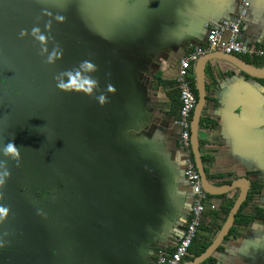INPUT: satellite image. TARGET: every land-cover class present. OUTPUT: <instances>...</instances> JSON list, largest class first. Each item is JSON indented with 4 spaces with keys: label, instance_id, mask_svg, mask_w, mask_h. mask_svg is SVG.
<instances>
[{
    "label": "crops",
    "instance_id": "crops-1",
    "mask_svg": "<svg viewBox=\"0 0 264 264\" xmlns=\"http://www.w3.org/2000/svg\"><path fill=\"white\" fill-rule=\"evenodd\" d=\"M51 1L22 16L24 0H0V81L15 92L14 128L0 134V264H153L184 234L193 200L174 123L179 59L206 46V25L236 20L242 0ZM245 1L238 40L263 47L264 0ZM77 76L96 81L91 94L58 86ZM189 79L195 91V63ZM205 89L207 208L182 264L215 239L241 181L246 199L210 264H264V80L216 59ZM10 142L18 158L5 155Z\"/></svg>",
    "mask_w": 264,
    "mask_h": 264
},
{
    "label": "built area",
    "instance_id": "built-area-1",
    "mask_svg": "<svg viewBox=\"0 0 264 264\" xmlns=\"http://www.w3.org/2000/svg\"><path fill=\"white\" fill-rule=\"evenodd\" d=\"M242 8L239 17L233 22L219 21L206 25L208 30L206 46L196 47L187 55L181 57L176 72V84L179 92V110L175 125L180 129L179 147L185 155V168L183 176L192 192L193 200L189 221L185 232L178 239L171 251L158 249L153 264H182L188 255L192 242L196 238L201 225L203 214L207 208V196L202 189L201 179L193 162L190 143V124L195 108L196 96L189 79V70L198 59L211 52H220L248 58H264V46L257 48L249 46L238 40L240 25L246 15L247 1H241ZM214 209V206H210Z\"/></svg>",
    "mask_w": 264,
    "mask_h": 264
},
{
    "label": "water",
    "instance_id": "water-1",
    "mask_svg": "<svg viewBox=\"0 0 264 264\" xmlns=\"http://www.w3.org/2000/svg\"><path fill=\"white\" fill-rule=\"evenodd\" d=\"M25 3L20 4L19 9L22 10V16L30 15L31 7H35L36 0H24ZM38 3L42 7L48 6H59V3L53 2L51 0H38ZM56 12V11H55ZM45 17V16H43ZM38 18H41L40 15ZM220 59L226 61L237 68L243 74L253 78V79H262L264 80V68H258L251 64H248L243 58L235 55H227L220 52L211 53L209 55H205L202 58L198 59L195 63V81H196V91H197V101L195 103V108L192 114L191 124H190V143H191V151L193 158L196 164V170L200 176V179H203L202 182L205 185L206 178L204 174V170L202 167L201 159L199 156L198 149V140H197V127L199 122V116L202 111L203 103L205 101V66L206 63L211 60ZM14 90L6 83H2L0 81V110L3 109L5 111L4 116L11 118L9 122L6 119V124L3 121H0V125L3 127L5 132L11 131L14 128L13 120L9 109L11 108L12 101L10 97L14 95ZM8 106V107H7ZM4 119V118H3ZM2 120V119H1ZM3 134V131L1 132ZM2 141V139H1ZM1 147V146H0ZM2 159V154H1ZM3 160V159H2ZM0 160V170L3 165V161ZM233 187V185L228 186V188ZM234 187H238L240 189L239 196L234 202L232 208L230 209L228 216L222 225L220 231L215 235V239L211 242V244L205 249V251L200 254L198 257L194 258L188 264H201L206 259H208L213 252L219 247V245L224 241L226 236L229 234L230 229L234 223V219L236 214L238 213L240 207L243 205L244 200L247 196V184L245 181H241L239 183H235ZM205 188V186H203ZM228 191V190H227ZM210 194L211 192L208 191ZM217 194V193H216Z\"/></svg>",
    "mask_w": 264,
    "mask_h": 264
},
{
    "label": "clouds",
    "instance_id": "clouds-1",
    "mask_svg": "<svg viewBox=\"0 0 264 264\" xmlns=\"http://www.w3.org/2000/svg\"><path fill=\"white\" fill-rule=\"evenodd\" d=\"M60 19L63 20V17H60ZM32 31H33V36L37 40H39L40 42H44L46 40V37L40 32V30L38 28H34ZM20 35H21V37H23L26 35V32L24 30H21ZM49 59L51 60L52 58L50 57ZM85 64H86V67L90 70L94 68V65L91 62L86 61ZM78 78H80V77L77 76V78L72 79L70 84L61 81L58 84V86L62 89L66 88V87L78 88V89H82L85 92L91 94L92 89L96 86V81L88 80V81H85L84 84H78ZM110 90L115 91L114 88H110ZM104 101H105V98L103 96H101L100 102L104 103ZM5 155H9V156H12L14 158L19 157V150H18L17 146L15 145V143L10 142L6 145ZM2 183H3V179L0 178V184H2ZM7 214H8V209L6 207L0 206V217L7 216Z\"/></svg>",
    "mask_w": 264,
    "mask_h": 264
},
{
    "label": "trees",
    "instance_id": "trees-1",
    "mask_svg": "<svg viewBox=\"0 0 264 264\" xmlns=\"http://www.w3.org/2000/svg\"><path fill=\"white\" fill-rule=\"evenodd\" d=\"M248 64H251L253 66H258L260 64H264V58H248V57H242ZM245 75V74H244ZM247 76V75H246ZM197 91L195 90V96H196V100H197ZM236 217H238V215H236ZM236 221V220H235ZM199 230H200V227H199ZM199 230H198V233H199ZM197 233V235H198ZM196 235V236H197ZM196 239L197 237L194 239V241L192 242V245L190 248H192V246H194V242H196ZM211 244V241L205 243V244H202L200 245V247L198 248V250L194 253V258L198 257L200 254H202L205 249ZM190 250V249H189ZM192 258V259H194ZM212 262V257H209L208 259H206L202 264H210Z\"/></svg>",
    "mask_w": 264,
    "mask_h": 264
},
{
    "label": "flooded vegetation",
    "instance_id": "flooded-vegetation-1",
    "mask_svg": "<svg viewBox=\"0 0 264 264\" xmlns=\"http://www.w3.org/2000/svg\"><path fill=\"white\" fill-rule=\"evenodd\" d=\"M0 113H1V110H0ZM0 120H1V118H0ZM2 127H3V124H2V126L0 125V134L3 131V128ZM0 142H1V138H0ZM0 160H2L1 159V152H0ZM0 178H2L1 170H0ZM1 188H2V184H0V206H3V200H2V196L3 195L1 193ZM4 218L5 217H0V236H1V231L3 230L2 226H3L4 222H5V219Z\"/></svg>",
    "mask_w": 264,
    "mask_h": 264
}]
</instances>
